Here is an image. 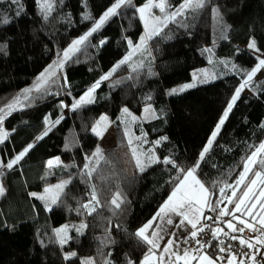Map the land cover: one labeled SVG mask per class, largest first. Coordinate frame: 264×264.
Wrapping results in <instances>:
<instances>
[{"label": "trees", "instance_id": "obj_1", "mask_svg": "<svg viewBox=\"0 0 264 264\" xmlns=\"http://www.w3.org/2000/svg\"><path fill=\"white\" fill-rule=\"evenodd\" d=\"M147 1L131 0L121 7L55 80L35 91L38 77L116 0H49L47 19L42 0H0V129L8 132L0 144V161L6 165L34 145L11 169L0 167L5 189L0 195V264H84L87 257L94 264H142L150 246L136 233L175 189L176 178L183 176L178 169L187 171L198 162L195 174L212 193L211 207L234 208L238 195L229 203L225 185L236 184L247 159L264 143V77L241 94L216 143L199 158L227 104L259 64V55L264 56V0H206L203 8L184 10L149 39L148 63L132 68L127 63L135 59L131 48L144 35L138 7ZM164 2L166 16L183 0ZM253 41L255 48L249 47ZM125 57L130 58L112 72L109 82L101 79ZM211 57L230 63L236 72L170 94L191 82L194 72L209 67ZM98 81L94 101L73 108ZM149 107L155 119L136 122L134 128L151 144L167 137L154 152L161 161L171 158L178 168L153 162L141 171L119 122L114 124L115 145L103 149L98 160L94 153L100 141L92 129L99 118L106 114L115 119L124 109L141 117ZM52 158L61 166H48ZM260 160L254 173L264 172ZM91 169L95 171L89 175ZM61 181L67 183L56 203L31 195ZM93 186L99 204L89 214L82 205L90 202ZM117 192L119 208L111 204ZM226 221L214 226L230 233ZM61 226L73 227L64 245L56 232ZM211 243L203 250L217 259L218 241ZM72 252L77 255L66 259Z\"/></svg>", "mask_w": 264, "mask_h": 264}, {"label": "snow or ice", "instance_id": "obj_2", "mask_svg": "<svg viewBox=\"0 0 264 264\" xmlns=\"http://www.w3.org/2000/svg\"><path fill=\"white\" fill-rule=\"evenodd\" d=\"M13 3H19V0H12ZM125 3L131 5V0H116V3L110 7L104 14L103 16L97 21L94 25V27L86 33L84 36L80 37L79 39L73 41V44L66 49L63 52V59L54 62L56 68L63 67V63L65 60L70 58V53L74 52L77 50V45L82 44L84 41L88 39L89 36L92 35L93 32L97 31L104 23L105 21L113 15L117 14V9H119L122 5ZM206 0H183V3L180 5L176 11L172 12L170 15H166L163 19L161 17H154L156 21L159 22L160 27H154L150 31L146 33L144 37H141L140 40V45L137 46V48L144 46L146 47L147 40L151 39L153 36L158 35L162 27H165L167 25V22L169 19H174L177 15H182L184 10L188 8H203L205 6ZM152 7H157L161 12L165 11V3L164 0H161L159 4L153 5L151 0H149V3L146 4L143 8H140L139 11L141 14L144 13L145 9H150ZM41 8L42 11L45 13L44 18L47 19V13L51 11L52 9V4L49 2V0H42L41 3ZM214 12L219 16V10L218 9H213ZM17 15H19V12H17ZM90 16H86L85 19H90ZM143 18V15H142ZM4 23H8L7 19L3 20ZM145 28H148L147 22H145ZM101 43H104L101 41ZM132 42L129 41V44ZM249 47L255 48V41H253ZM131 55V54H130ZM129 57H125L123 60L119 62V64L115 65L114 68L105 76H103L101 79L105 80L108 79V77L120 66V64L126 63ZM260 65L264 66V60L260 61ZM52 66H50L51 68ZM257 69H254L251 73L248 74V79L251 80L252 76L255 74V71ZM47 71V70H46ZM42 74V78H43ZM51 75H55V72L53 71ZM44 83L47 81L44 80ZM201 82H206V81H201ZM247 84V81L245 82ZM99 86V81L97 82L96 85L93 86L92 89H89L88 93H86V96H91V93L95 90L96 87ZM245 85H241L240 89H237L233 97L231 98L230 102L227 104L226 109L223 113L222 118L219 120L218 125L216 127V130L212 133L211 138L208 141V146H206L203 151L200 153V160H203L205 153L209 151V148L212 145V142L215 140V137L217 133L220 131V127L224 124L225 119L228 117L229 112H231L233 106L236 103V100L239 98L240 91ZM195 87V84H188L185 85L183 88L177 90L173 89L172 93L174 94L177 91H183L184 88H192ZM37 90H39V85H37ZM30 90H25V92H28ZM84 102V97H81L80 101H77L76 104H74L72 107L75 108L77 107L80 103ZM88 102H91V100H88ZM12 105H9L8 108L9 110L12 109ZM2 111V110H0ZM127 109H124V112H127ZM106 119V117H101V120ZM133 120L136 118L133 117ZM3 121V116H0V123ZM55 123H59V120L55 121ZM99 123V122H98ZM93 132H95L98 136L101 134L100 132L97 131L96 128H93ZM7 133L0 132V143H3L4 139L7 137ZM43 135H47V131ZM43 135L40 137H37V139H42ZM139 139V138H137ZM161 140H167V137H162ZM161 141L157 140L156 143L159 144ZM129 144H131V140H129ZM33 144H29L22 152H20L13 160L9 161L6 165L3 164V161H0V167H6L8 169H11L16 163H18L23 156L33 147ZM264 151V143H262L259 148L257 149L256 152L252 153V156H250L247 159V162L245 163L244 167V172L240 175L239 180L236 182V186H231L232 187V193L231 196L228 197L229 203H232V197H236V188L243 184L247 174L251 171V166L256 163V156L258 152ZM95 156H98L99 158H103L101 150L97 149V152L94 153ZM133 155H136L135 149H133ZM163 163V164H171L173 167H177L178 165L175 164V162L171 158H165L164 160H159V158L155 157L154 155L148 157V163ZM137 166L140 167V170L143 171L144 167L142 165L141 160L137 157L136 159ZM260 165L262 168H264V160H261ZM52 161H49V165L51 166ZM87 167V166H86ZM199 167V162L192 168H189L187 171H185L182 168H179L178 170L183 174L182 177L178 176L177 179V185L175 189L172 191L168 199L165 201V203L159 208V211L157 212L156 216L153 217L151 221H149L143 228L139 229L138 232L136 233L137 236H139L143 242L147 243L150 245L149 253L154 255L153 250L158 248L159 245L157 243V240L160 239V237L157 235L155 231H153L150 235L146 234L147 230L152 227V224L157 220V218H163V217H169L166 220V223L171 225L173 224V220L170 217V214H175L177 216L183 217V219L177 224V227H181L185 225V221L187 222V225L191 226L192 231L190 232L191 238L195 241L196 245L198 246L195 250H188L185 249L183 251V255H176L177 260H184L185 264H188V257L191 256L192 259H199L201 264L203 262H206V264H217L215 260H213L211 257H209L207 254H204L203 249L205 248H210L212 247L211 240H216L218 241V250L221 253H227L228 254V259H227V264H236V254L232 252V245L231 243H228L225 245V241L220 239V234H223V236L227 237L229 240H238L239 244L242 246H246L248 249H255L256 245H264V231L261 232V235L255 237V243L252 242L251 239H244L242 235H231L228 232H225L223 228L221 227H212V225L204 223L201 224V220L203 219L204 221H209L213 220L212 216H203V209L204 207H209L211 211H216V207H211L209 204V197L212 195V193L209 191V188L205 187L204 183H202L199 179H197L194 176V172L196 169ZM95 171V169H91L89 172V175H91V172ZM255 179H252L250 184L246 187V190L242 193L240 197H238L237 201L234 204V210L229 211L227 208H223L219 210L217 222L219 221L220 218L224 216H232L233 220L238 221L239 225L241 227H237L236 224L232 222V220L226 221L227 228L231 230L232 233H244L245 229H249L253 232L257 231V228L254 223L249 222V220L244 219L243 217L247 216L250 218L255 219L257 216V213L255 212V209L257 208V203H260V211H259V216L260 219L258 220V223L261 225V228L264 229V202H261L260 198L264 197V188H261L259 191V195L257 196L254 187L257 185V181L260 182V184H264V172L262 171H257L255 172ZM189 178H191V184L188 183ZM64 183H67L64 182ZM215 186V185H213ZM225 187H230L229 185H225ZM57 188L62 189L63 184L57 185ZM4 187L3 185H0V195L4 194ZM47 191V190H46ZM220 192L223 194L224 193V188L220 189ZM32 195H36L33 193ZM256 197V202H251L252 198ZM40 199H44V197H39ZM120 200V194L117 192L114 196V198L111 201V204L114 205L116 208L120 207V203L118 202ZM52 203H56V197L52 198ZM99 204V200L97 199V194L95 191V186H93V192L91 196V200L88 204L82 205L83 208L87 209L89 214L91 212L95 211V206ZM219 204V202H217ZM236 213H241L240 216H237ZM199 225V227H198ZM82 227H84L82 225ZM208 230V234L211 237V240H209L207 243L202 242V238H197L200 233H204L205 230ZM61 230H57V233L59 234ZM173 236V239L168 241L167 246L163 249L164 253H168L169 249L173 247V244L175 243V233L171 234ZM64 239L61 238V243H64ZM184 243H188L187 239L184 241ZM258 251V250H257ZM193 252L200 253L199 257L193 254ZM244 256H248L253 264H256V255L253 253H241ZM72 256H75L76 253H71ZM66 259L68 257H65ZM148 259L149 257L146 256L144 260V264H148ZM161 260L163 257L160 258ZM219 259H223L222 257ZM264 259V257H262ZM85 264H94V261L89 260L86 261ZM105 264H111V261H105ZM132 264V262H130ZM239 264H244V261L241 260Z\"/></svg>", "mask_w": 264, "mask_h": 264}, {"label": "rangeland", "instance_id": "obj_3", "mask_svg": "<svg viewBox=\"0 0 264 264\" xmlns=\"http://www.w3.org/2000/svg\"><path fill=\"white\" fill-rule=\"evenodd\" d=\"M151 2H152L153 5H155V4H159L161 2V0H151ZM148 3H149V1H147L146 3H144L143 5H141V6L138 7V13H139V16L141 18V21H142L143 27H144V35H143V37L152 28H154V27H160L159 22L156 21L154 19V17H161L162 19L165 17L164 13L161 12L159 10V8H157V7H152L150 9V11L148 9H145L144 13L141 14V12L139 11V9L140 8H143ZM126 4L127 3H125L124 5H126ZM124 5H122L121 7H123ZM121 7L119 9H117V12L121 9ZM142 15H143V18H142ZM113 16H110L105 21V23L98 30H100ZM99 19H98V21H99ZM172 20L173 19H169L167 23H170ZM145 22H147V24H148V28L147 29L145 28ZM91 29H89L86 33H88ZM161 30H160V32H161ZM95 32H93L92 34H94ZM86 33H84L81 36H78L75 40H77L80 37L84 36ZM156 36L157 35L153 36V38L156 37ZM90 37L91 36H89L88 39ZM86 41H84L82 44L76 46L77 47V50L74 51V52H72V53H70V58H72L73 55L76 54L82 48V46L84 45V43H86ZM72 44H73V42H72ZM148 44H149V40H147L146 47L141 46V47L137 48V46L140 45V42H139V44L137 46H134V48L133 47L131 48V56L133 58L135 57V59L133 61H131V62L127 61V63L132 68L141 67L142 65H145V64L148 63V61L150 59V53H148ZM149 49L151 51V48H149ZM259 57H260V61L261 60H264V56H260L259 55ZM70 58L64 61L63 67L66 64V62L68 60H70ZM129 58H128V60H129ZM62 59H63V54L55 62H58V61H60ZM210 64L211 65L209 67L204 68V69H201V70H198V72H194L193 73V79L191 80V82H189V83H187L185 85L193 84L194 83L195 84V87H197V84L198 83H201L202 85L210 84V83H213V82L217 81L220 77H223L225 75V73H228V72H233L234 73V72H236V70L234 69V67L231 66L230 63H228V62H226L224 60L217 59V61L215 62L214 59L211 57L210 58ZM50 66H52V67L50 68ZM50 66L46 69L47 71L45 70L42 73V74H44L43 75V78H42V74L38 77L37 81L35 82V84L33 86V89H35V91H38L37 90V85H39V90H40L43 87H45L48 83H50L53 80H55V76L63 68V67L56 68L55 63H52ZM254 69H257V70L255 71V74L252 76V79L249 80L248 79V76H247V78L244 81V83L241 84V85H245V86L241 89L239 98L236 100V103L233 106V108H235V106L240 101L241 94L242 93H245V92L247 93L248 92V87L253 82L259 81V80H261L264 77V66H261L260 65V62H259V64ZM53 71L55 72V75H51V73ZM252 71H250V73ZM108 78H110V76ZM44 80H46L47 82L44 83L43 82ZM104 81L105 82H109L110 80H106L105 79ZM201 81H206V82H201ZM246 81H247V84H245ZM185 85L181 86L179 89L183 88ZM195 87H192V88H184V90L183 91H180V92H185V91L190 90V89H193ZM83 97H84V102H82V103H89L88 100H91V102L94 101V96L92 95V93H91V96L90 97L89 96H86V95H84ZM80 100H81V98L78 101H80ZM233 108H232V110H233ZM230 113L231 112H229L228 117H229ZM101 117H106V119L101 120ZM101 117L99 118V120L97 121V123L95 124V126L93 127V128H96L97 131L100 132L101 134L98 136L95 132H93V129H92V132H93V134L95 136L98 137V139L100 141L99 146H98V149L101 150L102 155H103V149L110 148V147H113L115 145L116 142H115V137H114V132H115V130H114V124L116 122H119L121 124V126L123 127L125 133L127 134L129 140H131V144H132L131 145V148H132V150L135 149V151H136V155L134 156L135 160L138 157L141 160L142 165H149L150 163H148V157H150L152 155H154L156 157V154L154 152V146L160 145V143L163 140H160L161 142L159 144H157L156 141L154 142V144H151L150 141L146 138V136L140 132L139 128H137V129L134 128V123H136V122H139V121H151V120L155 119L156 114H155V111L153 110L152 107L146 108L144 110L143 114L141 115V117L140 116H137V115H135V114H133V113H131L129 111H127L125 113H122L121 115H119L115 119L110 118V116H108L106 114H103ZM133 117H135L136 119L133 120L132 119ZM228 117L225 119V122L227 121ZM225 122H224V124H225ZM224 124L220 127V131L217 133V135L215 137V140L212 142V145L209 148V150L216 143V141H217V139H218V137L220 135V132H221L222 127L224 126ZM216 127L213 130V132L216 130ZM0 132L7 133L8 134V132L4 128L0 129ZM212 133H211L209 139L211 138ZM137 138H139V139H137ZM6 139H7V137L4 139V141ZM206 146H208V142L206 143L205 147ZM262 153H263V151L257 153L256 162L260 160V156L262 155ZM205 155H206V153H205ZM205 155H204V157H205ZM96 157L98 158V160L100 159L98 156H96ZM49 161H52L51 166H55V167L61 166V162L59 161L58 158H52ZM49 161H48V166H50L49 165ZM199 161H201L200 158H199ZM255 164H253L251 166V171L247 174V176H246L243 184L239 185L236 188V195H238V197H240L242 195V193L246 190V187L250 184L251 180L256 178L255 175L253 176V174H255L254 171H253L254 170V167H255ZM61 184H63V188L62 189L57 188V185H61ZM65 185H66V183H64V181L57 182V183H54V184H52L50 186H47L42 191L33 192L36 195H32L33 193H31V195L33 197H35V198H38V199H40L39 197H44V199L50 200V201H52V198L53 197H56V201H57L59 199V197H60V194H61L62 190H64ZM234 186H236V184ZM261 188H264V184H260V182L257 181V185L254 187V191H255V193H256L257 196L259 195V191H260ZM226 189H227L226 192H229L228 197L231 196V193H232V190H233L232 187H228ZM260 200H261V202H264V197H261ZM251 202H254L255 203L256 202V197H253ZM231 210L233 211L234 208L231 209ZM259 211H260V203H257V208L255 209V212L257 213V216L255 217V219L250 218V217H247V216H245L243 218L249 220V222H251V223H254L255 220H259L260 219ZM240 214L241 213H236L237 216H240ZM167 218L168 217H163L162 219H167ZM179 218H181V216H179ZM162 219L161 218H157V220L152 224V227L149 230H153L154 228H160L161 229L160 230L161 233H167V231H169V229L171 230L174 227L172 225L168 226L166 224V221H163L162 222L163 224L160 225V220H162ZM229 220H232V222L234 224H238V221H236V220H233V219H229ZM254 224H255V226L257 228V231L261 234V232L263 231V229L261 228V225L258 223V221L256 223H254ZM81 225H83L84 228H85V225L83 223H81ZM72 226H61V227H59V228L56 229V232H57V230H61L59 232V234L57 233L60 243H61V238H63L64 241H65L64 243H61V244L64 245L65 243L68 242V240L70 238V233L69 232H70L71 229H73ZM226 226H227V224H226ZM218 227H221V228L225 229L224 226L222 227L221 225L218 226ZM191 231H192L191 226L190 225H187V222H186V225L184 227L182 226V229L180 230V232H178L176 234L175 242L184 241L182 239L185 236L187 237L186 239L188 241V239L191 238V236H190V232ZM228 231L230 233H232L230 229ZM191 240H193V239L191 238ZM188 243H186V247L185 248H188L189 247V244ZM72 253H75V252H72ZM75 256H72L71 253H68V254L65 255V257H68L67 259H71V258H73ZM89 260H92L93 261L92 258L87 257V258L84 259V264H85L86 261H89ZM142 264H144V262ZM248 264H250V263H248Z\"/></svg>", "mask_w": 264, "mask_h": 264}, {"label": "crops", "instance_id": "obj_4", "mask_svg": "<svg viewBox=\"0 0 264 264\" xmlns=\"http://www.w3.org/2000/svg\"><path fill=\"white\" fill-rule=\"evenodd\" d=\"M194 176L197 179H199L197 177V175L195 174V172H194ZM188 183L189 184L191 183V178H189ZM206 208H207V206L204 207L203 213L205 212ZM170 217L173 220V224H171V225L174 226V227L171 230L169 229V231H167V233H161L160 232V230H161L160 228H154L153 230H149L148 229L147 232H146V234H149L150 235L153 231H155L157 233V235L160 237V239L157 240V243H158L159 247L153 250L154 255H152L150 253L148 255V257H149L148 264H185L184 260H177L176 259V255H181L182 256L183 255V251L185 249H188V250L192 251V250H195L198 247L196 245L195 241L194 240H191V238H189L188 239L189 247L188 248H185L186 247V243H184V241L187 238L185 236L182 239L184 241L175 242L173 244V247L171 249H169V252L168 253H164L163 252V249L167 246L168 241L171 240V239H173V236L171 234L172 233H175V237H176V234L178 232H180V230L182 229V226L181 227H177L176 225L179 224V222L183 219V217L179 218V216H177L175 214H170ZM167 219L160 220V225H162L163 224L162 222L163 221H166ZM201 222H202V220H201ZM167 225L170 226L169 224H167ZM185 225H186V221H185ZM198 227H199V225H198ZM263 231H264V229H263ZM203 252H204V254H207L204 250H203ZM193 254L196 255L197 257H199V255H200V253H197V252H193ZM161 257H163L162 260L160 259ZM187 259H188V264H201V262L199 261V259H192L191 256L188 257ZM213 260H215V259H213ZM239 262H240L239 260H236V264H239ZM203 264H206V262H203ZM217 264H223V263L217 262ZM244 264H248V263L247 262H244Z\"/></svg>", "mask_w": 264, "mask_h": 264}, {"label": "built area", "instance_id": "obj_5", "mask_svg": "<svg viewBox=\"0 0 264 264\" xmlns=\"http://www.w3.org/2000/svg\"><path fill=\"white\" fill-rule=\"evenodd\" d=\"M223 208H227L229 210V207H222V208H217L216 211H210V212H206L205 210V214L204 216H212L213 220H209V221H204L202 219L201 224L207 223L212 225V227H215L214 225L222 222L224 220H226L227 218L229 219H233L232 216H224L222 218L219 219V221L217 222V217H218V213L220 209ZM241 215V214H240ZM235 235V234H234ZM242 235L244 239L248 240L251 239L253 243H255V237L261 235L258 231H251L249 229H245L244 233L242 234H238L237 236ZM198 238H202V242L203 243H207L209 240H211L210 235L208 234V230L206 229L204 233H201V237ZM220 239L225 241V245H227L228 243H231L232 245V252L236 254L237 260H243L244 262L253 264L252 260L248 257V256H244L241 253H253L256 255V264H264V259H262V257H264V245H256L255 249H248L246 246H242L239 244L238 240H229L227 237L223 236V234H220ZM214 241V240H211ZM258 250V251H257ZM223 258V259H219V258ZM227 259H228V254L227 253H219L217 255V262L226 264L227 263Z\"/></svg>", "mask_w": 264, "mask_h": 264}]
</instances>
